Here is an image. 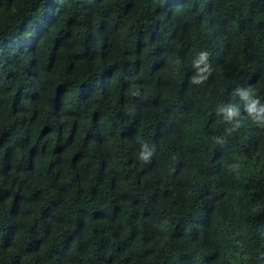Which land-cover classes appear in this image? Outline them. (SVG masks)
<instances>
[{"label": "trees", "instance_id": "1", "mask_svg": "<svg viewBox=\"0 0 264 264\" xmlns=\"http://www.w3.org/2000/svg\"><path fill=\"white\" fill-rule=\"evenodd\" d=\"M0 264H264V0H0Z\"/></svg>", "mask_w": 264, "mask_h": 264}, {"label": "clouds", "instance_id": "2", "mask_svg": "<svg viewBox=\"0 0 264 264\" xmlns=\"http://www.w3.org/2000/svg\"><path fill=\"white\" fill-rule=\"evenodd\" d=\"M209 58V53L207 51L201 52L199 54L198 60L195 62L194 66L200 69V74L198 77L193 78L192 83L194 84H200L202 81L206 80L208 75L211 74L212 66L207 63ZM200 65H204L203 68H200ZM244 98L247 99V93H244ZM259 103V100H252L249 104L248 111L251 113L254 109L256 104ZM226 111V117L227 119L231 120V118L235 115V110L233 109H227ZM235 127H239L237 124ZM152 156V151L148 149V146L146 144L141 146V150L138 154V159L141 162H148Z\"/></svg>", "mask_w": 264, "mask_h": 264}]
</instances>
